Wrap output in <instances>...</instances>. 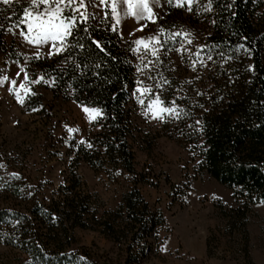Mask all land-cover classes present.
I'll list each match as a JSON object with an SVG mask.
<instances>
[{
	"label": "trees",
	"instance_id": "16d2710c",
	"mask_svg": "<svg viewBox=\"0 0 264 264\" xmlns=\"http://www.w3.org/2000/svg\"><path fill=\"white\" fill-rule=\"evenodd\" d=\"M211 2L205 11L209 0H193L189 11L186 2L174 6L175 0L172 5L168 0L156 19L165 30L163 49L179 45H171L170 34L180 32L177 40L184 30L194 33L190 49L200 52H185L196 66L192 71L174 68V52H168L167 65L157 58L149 68L146 61L141 65L133 42L119 35L108 10L101 18L77 20L62 51L31 58L34 75L43 77L42 85L53 96L101 110L100 131L89 147L77 146L69 181L47 200L0 166V243L21 250L35 264H143L157 250V229L164 219L135 178L120 208L105 210L101 217L103 232L119 245V253L101 259L85 250L66 251L71 228L98 222L90 196L80 188L78 161L107 174L105 165L136 175L130 138L141 77L152 85L151 94L164 87L159 91L168 93L166 106L175 101L179 118L165 117L161 130L182 141L199 158L200 168L232 191L237 207L220 211L243 229L250 207L264 203V0Z\"/></svg>",
	"mask_w": 264,
	"mask_h": 264
},
{
	"label": "rangeland",
	"instance_id": "374dc122",
	"mask_svg": "<svg viewBox=\"0 0 264 264\" xmlns=\"http://www.w3.org/2000/svg\"><path fill=\"white\" fill-rule=\"evenodd\" d=\"M97 2L89 0L88 13H94L95 18L104 17L107 10L110 13V2L99 8L95 6ZM167 2L149 0L155 16L136 20L125 15L127 5L117 0L121 22L116 24L115 18L110 16L119 35L133 42L141 65L146 61L145 66L149 68L156 58L167 65L171 54L168 52H174V68L181 72L185 68L192 71L196 66L188 63L185 52L200 51L190 49L195 39L191 30L183 31L188 33L187 36L171 40V45L174 42L179 45L167 49L156 45L158 56L151 52L155 41L147 50L134 43L140 38L146 42L148 37L160 39L161 27L156 19L166 11ZM28 6L29 0H10L9 4L0 0V76L8 77L0 80V166L18 174L20 182L31 188L32 193L47 200L59 186L69 181L74 151L80 144L89 147L100 131L97 120L101 113L96 119H90L83 110L86 106L53 96L42 81L31 83L41 78L34 75L31 67L34 54L38 52L39 57H50L57 51L51 43L33 45L19 35L21 31L27 34L26 23L20 21L24 19L22 9ZM12 80L17 81L16 85H12ZM140 82L138 88L151 91H138L139 101L143 100V104L138 101L133 113L136 130L130 143L136 177L113 165L104 166L111 173L107 174L78 161L76 173L80 188L90 196L98 222L86 220L85 228H71V243L66 246V251L85 250L101 259L119 253V245L103 232L101 217L105 210L120 208L123 194L137 178L140 192L164 219L157 229V250L143 264H264V203L250 207L243 229L239 227L240 222L225 217L221 208L237 207L232 191L201 169L199 158L182 141L163 133L161 123L171 115L162 113L154 118L148 105L159 96L164 101L161 107H172L165 105L168 93L164 96L159 87L151 94L149 80L141 77ZM20 84L25 88L21 89ZM27 89L34 94L28 93ZM17 93L23 103L18 101ZM0 264L35 263L21 250L0 243Z\"/></svg>",
	"mask_w": 264,
	"mask_h": 264
},
{
	"label": "snow or ice",
	"instance_id": "6c2138e0",
	"mask_svg": "<svg viewBox=\"0 0 264 264\" xmlns=\"http://www.w3.org/2000/svg\"><path fill=\"white\" fill-rule=\"evenodd\" d=\"M88 2L89 0H29V6L24 7L23 17L20 23H26L27 25V34L23 31L19 33V35L24 36V38L28 41V43L33 45H44L51 43V47L59 52L64 49L65 41L67 37L72 35L74 29L77 27V20L81 22H87L88 19L95 18L94 13H88ZM110 2V15L115 18L116 24H119L120 14L117 9V0H98L96 3V7L99 8L101 6H106ZM124 4L127 5L125 10L126 16H131L136 20L140 19H152L155 16L153 9L149 6V0H122ZM187 3L189 5L188 10L191 11V5L193 0H175L174 6H182L183 3ZM4 4H9L10 0H3ZM169 4H173V0H169ZM212 8V2L209 0V3L205 6V11H210ZM87 13V14H86ZM8 19H11L9 17ZM153 22H155L153 20ZM19 27V25H17ZM11 31V29H9ZM141 31L143 29H140ZM115 31V28H113ZM161 33L165 30L161 29ZM15 34V33H14ZM181 35L180 32L170 34L171 38H175L176 36ZM183 35L187 36L188 33H183ZM155 41L152 44L151 52L153 56H158V48L163 47L161 40L158 37H148V42L145 41L144 38H140L134 41L136 45H143L147 50L149 48V44ZM57 42H59V47L57 46ZM97 47H100L99 42L94 41ZM191 43V41H189ZM133 51H137V49H133ZM180 51V49H177ZM39 53L34 54V58H38ZM212 57L209 56L208 59ZM138 71H142V69L138 68ZM23 71V69L21 70ZM7 76H0V80H7ZM27 79V77H25ZM43 80V77L40 80H33L31 83H39ZM46 82V81H45ZM12 85H16L17 81L12 80ZM142 83V82H138ZM20 88L24 89L25 85L20 84ZM15 91V89H12ZM137 91L140 92H148L151 91L149 88L140 89ZM28 93H31V89H27ZM34 94V93H31ZM17 99L20 103L24 101L20 99L19 94L17 93ZM143 104V100L139 101ZM173 107H161L160 105L164 104V101L157 96L154 100L150 101L148 105V110L153 112L154 118L157 115L162 113H168L169 115H174L179 118V111L175 107V101L171 102ZM84 112L89 115L90 119H96L97 115L101 113L99 108H88L84 107ZM90 146V145H89ZM17 175V174H13Z\"/></svg>",
	"mask_w": 264,
	"mask_h": 264
}]
</instances>
